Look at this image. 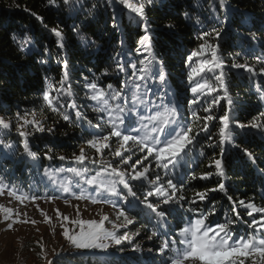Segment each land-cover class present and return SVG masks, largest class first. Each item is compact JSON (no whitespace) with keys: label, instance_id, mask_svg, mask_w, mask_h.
<instances>
[{"label":"snow or ice","instance_id":"obj_1","mask_svg":"<svg viewBox=\"0 0 264 264\" xmlns=\"http://www.w3.org/2000/svg\"><path fill=\"white\" fill-rule=\"evenodd\" d=\"M68 2L63 0L65 5ZM154 3L155 0H107L106 6L113 9L111 29L120 31L122 20L116 9L122 6L120 11L129 21L136 23L141 34L131 59L125 58L123 47L111 58V71L118 79V86L109 83L102 87L98 77L91 80L84 77V99L91 102L88 106L93 118H89L76 102L77 93L71 85L69 61L64 55L67 44L63 29L59 26L49 29L44 24V28L56 38L60 77L58 86L45 77L42 105L45 110L55 114L56 119L53 126L46 127L42 120L36 119L35 113H31L29 118L28 112L23 115L17 112L14 119L16 132L21 138L23 151L20 155L33 161L39 160L40 154L31 150L29 137L35 133L55 135V126L61 119L81 128L90 138L85 139L83 145L78 146V153L74 151L71 157L56 155L52 148L45 146V159H58L61 162L71 160L77 165L44 169L43 175L52 185L53 194H25L0 181V196L6 190L9 197L21 204L25 201L35 204L38 200L48 203L63 200L66 205L73 207L75 218H70L58 208L54 209L55 217H51L36 205L43 222L52 225L53 235H58L63 241L58 249H52V256L58 259H49L45 245L37 241L40 246L38 255L45 264H62L66 254L74 258L88 253H123L128 245H131V251L141 252L143 249L134 237H140L142 232L147 231V224H151L153 230L146 238L155 246V240L167 235L161 230L167 228L171 231L169 220H174L178 215L186 219L179 222L175 236L171 240H163L156 248L157 254L168 257L163 264H264V204L258 206L251 199L247 202L233 201L225 183V153L228 147L240 148L236 138L246 129L264 134V112L248 123L240 122L234 115L235 102L230 94L229 73L219 43L231 23V17L227 14L231 6L228 0H218V3L213 0L212 11L223 12L224 21L213 17L208 21V29L197 35L199 43L183 61L187 69L185 92L190 95L181 100L179 85L175 94L167 89L168 73L163 60L158 58L154 50V30L147 16L148 7ZM56 4L57 0H46L45 7H54ZM23 10L29 12L36 21L44 23L43 17L37 12L27 7ZM184 15L190 19L188 13ZM197 23L203 22L197 20ZM165 27L171 29L174 25L167 24ZM73 31L79 34L78 28L74 27ZM12 39L15 40V36ZM80 39L83 41L84 37ZM252 39H256L255 34H252ZM123 43L121 40L120 44ZM19 49L24 55L32 52L23 43ZM43 51L47 56L41 63L50 62V48L44 46ZM236 55L239 57L240 53ZM260 64L259 72L247 61L233 62L230 68L243 69L255 77L264 75V60ZM102 75L107 77L109 72L105 71ZM170 95L175 98L169 100ZM185 104L186 111L182 113L181 108ZM217 110L223 114L220 115ZM85 121L87 129L83 126ZM12 127V118L0 116V130L10 131ZM201 137L205 138L208 148H219V155L211 158L206 166L208 169L214 167V172L207 170L198 174L191 167L193 149ZM4 147L11 149L12 145L6 144ZM88 150H92L91 156ZM242 151L248 161L255 165L253 153L247 148ZM199 155L205 156V153L200 152ZM89 165L92 167L89 168ZM186 169L191 170L185 172ZM64 173L69 176L61 178L60 174ZM177 173L183 174L178 176ZM213 175L219 178L215 187L202 192L194 191L191 198L184 194L192 181L208 180ZM213 192L222 193L232 202L231 218L225 216L222 222L210 219L217 214V208L205 202L209 200V193ZM261 199L264 200V196ZM72 201L77 203L72 204ZM80 203L110 205L115 218L101 215L99 219H84L83 213L87 209L82 210ZM185 205L188 207L185 208ZM137 208L141 212L129 214V209ZM0 214L9 230L16 223H36L35 220L22 219L21 213L4 205H0ZM141 214L147 218L141 229L135 233L122 231ZM245 214L248 220H243ZM23 215L26 217L27 213ZM241 221L245 231L238 234L234 226ZM106 223L111 227H106ZM148 251L151 253L153 249Z\"/></svg>","mask_w":264,"mask_h":264},{"label":"trees","instance_id":"obj_2","mask_svg":"<svg viewBox=\"0 0 264 264\" xmlns=\"http://www.w3.org/2000/svg\"><path fill=\"white\" fill-rule=\"evenodd\" d=\"M215 2L218 3V0ZM228 2L231 7L227 10V14L231 17V23L219 41L225 65L229 67L233 62L247 61L258 71L261 66L260 61L264 58V0H228ZM45 5L46 0H0V116L13 120V127L8 135H0V181L14 186L25 194L38 193L41 196L53 190L48 178L43 175L45 168L77 166L71 160L61 162L58 159L51 161L45 159L43 157L45 146L52 148L56 155L71 157L74 151H78V146L82 145L85 139L90 138L81 131V128L71 126L61 119L55 126V135L35 133L29 137L31 150L40 154L39 160L33 161L20 155L23 150L21 138L15 129V114L19 112L23 115L28 112L29 116L35 113L36 116L46 117L48 121L46 127L53 126V121L56 119L55 114L45 110L42 105L45 77L56 86L60 77L56 60L58 51L56 38L44 28V24L48 25L49 29L57 26L63 29L67 44L64 55L69 61L71 85L73 91L77 93L76 102L89 118H93V114L84 99L86 91L83 87L84 77H88L89 80L98 77V83L102 87L109 83L118 86V79L111 71L113 65L111 58L115 57L123 47L125 58L131 59L141 34L136 23L129 21L120 11L122 6H117L116 9L118 17L122 20L120 31L112 30L110 22L113 9L106 6L107 0H69L66 5L63 0H57L54 7H45ZM213 6V0H155L154 5L147 9L148 20L154 30V50L158 58L164 62L165 71L168 73V84L173 94L177 93V85H179L181 100L186 95H190L185 92L187 69L184 68L183 61L199 43L197 35L208 29V21L213 17H219L221 22L224 21V13L213 12ZM25 7L42 16L44 23L41 24L29 12H25L23 10ZM185 13L189 14L190 19L185 17ZM197 20L203 23L198 24ZM167 24H172L174 27L166 28ZM74 27L78 28L79 34L73 31ZM252 34H255L256 39H252ZM13 36L15 40L12 39ZM81 36L84 37L83 41L80 39ZM121 40L124 41L123 45L120 44ZM22 43L32 49L31 54L21 53L19 46ZM44 46H48L52 53L50 62L47 63H41V60L47 56L43 51ZM236 53H240L239 57ZM258 57L260 60H257ZM105 71L109 72L107 77L102 75ZM227 71L230 94L235 102L234 115L240 122L248 123L260 112H264L262 101L264 79L252 77L243 70ZM185 108L186 104L182 113H185ZM217 111L220 115L223 114L222 111ZM73 119H75L74 113ZM86 124L85 121L83 125L85 129L88 128ZM65 133L67 135H64ZM236 139L240 148L229 146L225 153L227 163L225 183L228 193L237 203L239 200L247 202L251 199L256 205H262L264 204V200L261 199L264 196V134L246 129ZM6 144L12 145V148H5ZM195 147L197 151L194 150ZM243 148L253 153L256 158L255 165L243 155ZM194 149L191 167L196 173L207 170L214 172V167L208 169L206 166L211 158L219 155V148L215 150L208 148L205 138L201 137ZM200 152H204L205 156H200ZM189 170L191 169H186L185 172ZM181 174L183 173H177L178 176ZM60 175L61 178L69 176L67 173ZM218 179L213 175L208 180L192 181L184 194L191 198L194 191L202 192L207 188L215 187ZM205 203L214 204L217 208V214L210 218L212 221L222 222L225 216L232 217L230 211L232 202L222 193H209V200ZM186 207L188 205H185ZM129 211L133 214L141 212V209H129ZM240 211L243 212V209ZM136 218L141 227L147 222L144 214ZM257 218L259 219V216ZM181 219L186 217L178 215L174 220L170 219L171 231L167 228L162 229L161 231L167 232V235H163L164 239L160 236L155 242L159 241L161 244L165 239L171 240ZM248 219L245 214L243 220ZM234 229L238 234H243L245 231L243 221L235 225ZM147 230L150 234V230H153L151 224H147ZM148 245L154 247L152 241ZM155 246L158 248L157 244ZM167 258L157 254L155 249L153 254H146L145 257L134 254L106 257L85 255L69 259L63 257L62 264H163Z\"/></svg>","mask_w":264,"mask_h":264},{"label":"rangeland","instance_id":"obj_3","mask_svg":"<svg viewBox=\"0 0 264 264\" xmlns=\"http://www.w3.org/2000/svg\"><path fill=\"white\" fill-rule=\"evenodd\" d=\"M226 70L240 72L243 69H231L229 65V67H226ZM257 72H259V70ZM257 77H261L264 79V75H258ZM167 89L172 93V90L170 89V85L168 84V82H167ZM262 97H264V94L262 95ZM174 98H175L174 95H170L168 97L169 100H172ZM262 101L264 102V98H262ZM86 103L88 105L91 104L90 101H86ZM88 109L91 112L89 106ZM182 109L183 107L181 108V111ZM29 118H31V115L29 116ZM36 119L42 120L45 126L48 124L46 117L36 116ZM88 131H94V130L88 129ZM8 133L9 131L0 130L1 136L2 135L7 136ZM113 147H115V138L113 140ZM194 150L197 151V148L195 147ZM92 154H93L92 150H88V155L91 156ZM91 167L92 166L89 165V168ZM50 187L53 189L51 184ZM50 194H53V190L47 193L45 192L44 194H42V196H46ZM76 203H77L76 201H72V204H76ZM0 205H4L5 207H11L15 211H18L19 213L22 214L21 215L22 219H27L29 221L31 220L36 221L35 224H32L30 222L23 224L16 223L13 225V228L9 230L6 227V222H3L2 214H0V264H45L44 259L41 258L40 255H38V253H40V246L37 244V241L43 242L48 252L49 259L56 258L53 257L51 254L52 249L54 247L58 249L63 244L62 238H59L58 235H53L52 225L43 222V216L37 210L36 205H39V208L42 209L51 217H55L54 209L58 208L62 213L69 215L70 218H75L73 207L66 205L63 202V200H57L51 203L45 202L44 200H38L35 202V204L29 201H25L24 204H21L19 201H16L13 197H9L7 195L6 190L5 193L2 196H0ZM79 207L82 210L87 209V211L83 213L82 218L84 219H89V218L99 219L101 215H109L110 219L115 218V212L110 205H102V204L91 205L88 203H80ZM125 207L127 206L125 205ZM24 213H27L26 217L23 215ZM129 214L131 215L130 211ZM105 226L109 228L111 227V225L107 223ZM141 228L142 227L139 226V220L136 218L132 225H129L126 229H122V231L126 230L129 231L130 233H135L137 229H141ZM147 231L142 232L140 237H134L136 243L140 244L143 249L141 252L131 251V245H128L127 250L123 253L119 251H111L108 254L88 253L86 255H92L95 257H106L112 255L120 256V255L134 254V255H138V257H145L146 254H153L154 250L156 249V246L151 247L150 245H148L150 241L147 240L146 236L150 235L151 232L149 234V232ZM58 232H59V228H57V233ZM161 236L162 239H164L163 235ZM155 244H157L159 247L160 242L157 241L155 242ZM150 248L153 249L151 253L148 251V249ZM70 257L71 256L67 254L64 256V258L67 259H69Z\"/></svg>","mask_w":264,"mask_h":264},{"label":"water","instance_id":"obj_4","mask_svg":"<svg viewBox=\"0 0 264 264\" xmlns=\"http://www.w3.org/2000/svg\"><path fill=\"white\" fill-rule=\"evenodd\" d=\"M171 89V88H170Z\"/></svg>","mask_w":264,"mask_h":264}]
</instances>
